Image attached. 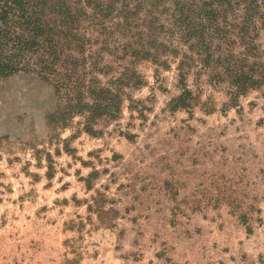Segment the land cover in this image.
<instances>
[{
    "label": "rangeland",
    "instance_id": "rangeland-1",
    "mask_svg": "<svg viewBox=\"0 0 264 264\" xmlns=\"http://www.w3.org/2000/svg\"><path fill=\"white\" fill-rule=\"evenodd\" d=\"M259 43L264 51V32ZM140 70L147 86L133 97L145 119L124 109L102 137L70 139L68 153L49 141L52 87L34 75L0 76V264H258L264 90L223 109L224 95L203 83L198 93L190 75L189 116L167 109L179 94L173 70L158 82ZM38 150L52 156L51 179Z\"/></svg>",
    "mask_w": 264,
    "mask_h": 264
},
{
    "label": "trees",
    "instance_id": "trees-1",
    "mask_svg": "<svg viewBox=\"0 0 264 264\" xmlns=\"http://www.w3.org/2000/svg\"><path fill=\"white\" fill-rule=\"evenodd\" d=\"M263 32L264 0H0V76L34 75L52 87L49 141L57 139L68 153L70 139L102 137L124 109L130 119L134 112L145 119L133 97L147 86L142 66L156 82L161 72H175L179 94L168 101L170 112L191 116L190 75L198 93L203 83L224 95L223 109L239 108L241 98L264 90ZM57 129L72 133L62 140ZM36 153L51 179V154Z\"/></svg>",
    "mask_w": 264,
    "mask_h": 264
}]
</instances>
